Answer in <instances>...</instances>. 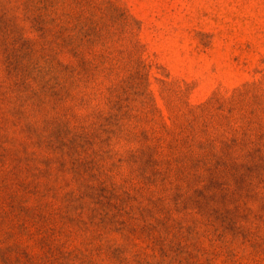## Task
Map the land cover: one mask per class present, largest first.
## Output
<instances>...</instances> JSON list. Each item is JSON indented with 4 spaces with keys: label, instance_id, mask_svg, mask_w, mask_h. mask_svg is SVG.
I'll return each instance as SVG.
<instances>
[{
    "label": "rangeland",
    "instance_id": "obj_1",
    "mask_svg": "<svg viewBox=\"0 0 264 264\" xmlns=\"http://www.w3.org/2000/svg\"><path fill=\"white\" fill-rule=\"evenodd\" d=\"M0 264H264V0H0Z\"/></svg>",
    "mask_w": 264,
    "mask_h": 264
}]
</instances>
